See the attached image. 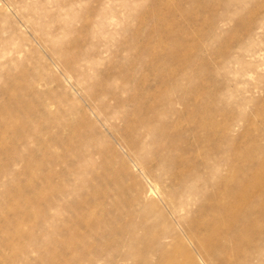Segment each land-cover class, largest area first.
I'll use <instances>...</instances> for the list:
<instances>
[{"label":"rangeland","instance_id":"374dc122","mask_svg":"<svg viewBox=\"0 0 264 264\" xmlns=\"http://www.w3.org/2000/svg\"><path fill=\"white\" fill-rule=\"evenodd\" d=\"M0 264H264V0H0Z\"/></svg>","mask_w":264,"mask_h":264},{"label":"bare ground","instance_id":"6f19581e","mask_svg":"<svg viewBox=\"0 0 264 264\" xmlns=\"http://www.w3.org/2000/svg\"><path fill=\"white\" fill-rule=\"evenodd\" d=\"M234 224H237V223H234ZM197 228H198V230H200V226H198ZM199 242H200L201 249L204 250V252H205L206 255H209L210 250L208 249V247L209 246L212 247L213 246V243L209 239L199 240Z\"/></svg>","mask_w":264,"mask_h":264}]
</instances>
